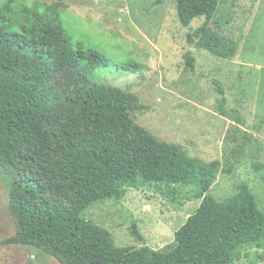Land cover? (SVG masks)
Wrapping results in <instances>:
<instances>
[{"label": "trees", "instance_id": "obj_1", "mask_svg": "<svg viewBox=\"0 0 264 264\" xmlns=\"http://www.w3.org/2000/svg\"><path fill=\"white\" fill-rule=\"evenodd\" d=\"M179 22L210 53L233 59L236 41L211 27L221 0H175ZM0 6V167L11 174L10 205L17 234L6 243L42 250L62 264H234L244 246L264 243V209L248 182L218 201L210 191L222 172L181 145L159 140L138 125L135 94L91 84L106 57L73 39L60 8L48 12ZM195 70V58L185 55ZM137 65L124 66L134 73ZM221 112L227 100L217 86ZM139 180L198 187L199 209L175 233L168 252L119 246L108 229L87 220L93 204L119 200ZM135 239L145 238L136 223Z\"/></svg>", "mask_w": 264, "mask_h": 264}, {"label": "rangeland", "instance_id": "obj_2", "mask_svg": "<svg viewBox=\"0 0 264 264\" xmlns=\"http://www.w3.org/2000/svg\"><path fill=\"white\" fill-rule=\"evenodd\" d=\"M40 12L57 5L73 42L102 53L107 63L90 74L91 84L111 85L137 96L138 125L157 139L181 145L191 156L219 160L222 172L212 187L218 201L248 182L264 209V0H221L210 25L237 43L233 59L220 58L194 43L179 22L175 0H0ZM191 53L195 70L185 61ZM137 65L134 73L124 66ZM227 103L223 115L222 96ZM11 174L0 167V264H62L40 249L11 245L17 221L10 205ZM123 196L101 201L83 214L111 231L119 246L168 252L175 233L200 207L198 187L139 180ZM136 223L144 242L131 233ZM234 264H264V243L242 247Z\"/></svg>", "mask_w": 264, "mask_h": 264}]
</instances>
